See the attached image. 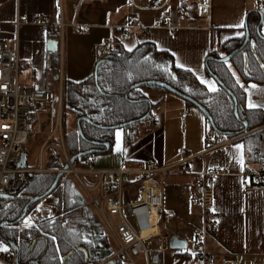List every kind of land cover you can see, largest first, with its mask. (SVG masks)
Instances as JSON below:
<instances>
[{
  "label": "crops",
  "instance_id": "obj_1",
  "mask_svg": "<svg viewBox=\"0 0 264 264\" xmlns=\"http://www.w3.org/2000/svg\"><path fill=\"white\" fill-rule=\"evenodd\" d=\"M161 1L163 7L151 8L153 0H0V41H18L21 70L29 72L28 85L43 91L91 77L100 59L99 47L107 42L127 51L143 45L154 57L155 53H166L163 66L192 71L200 82H214V92L218 91L220 85L208 74L207 62L225 43L246 35L250 13L258 14L264 0ZM22 16L28 22L17 26ZM241 23L244 26L237 27ZM134 24L146 31L142 33L136 27L129 35L119 31ZM74 25L88 27L89 32L76 31ZM52 48H57L55 54L59 55L56 77L50 69ZM235 75L246 92L247 108L264 111V107H248L249 98L264 105V83L246 82L238 73ZM143 92L154 104L156 124L141 125L139 138L129 146L124 144V130H115V146L99 154L94 167L138 170L147 164L154 166L149 178L160 186L164 197L160 232L169 237L163 264H203L192 253L196 235L202 231L204 248L214 259L213 264H264V183H256L248 174L249 169L260 172L253 156L255 141L243 136L229 138L214 129L210 139V121L201 111L192 109L194 106L173 94L176 97L157 90ZM182 123L191 125L190 137ZM251 133L256 131L247 134ZM262 136V141L260 137L257 140L263 152L264 133ZM209 168L224 172L210 183L214 202L208 221L216 223V229L204 225L202 192L195 185L200 173ZM142 178L135 176L138 184L128 189L129 200L139 197ZM82 180L90 184L94 178L82 175ZM81 199L85 201L83 207L90 205L79 189L71 190L70 208L80 213L83 207L77 206ZM173 237L186 248L172 249ZM151 244L155 246L156 241Z\"/></svg>",
  "mask_w": 264,
  "mask_h": 264
},
{
  "label": "trees",
  "instance_id": "obj_2",
  "mask_svg": "<svg viewBox=\"0 0 264 264\" xmlns=\"http://www.w3.org/2000/svg\"><path fill=\"white\" fill-rule=\"evenodd\" d=\"M260 20L259 13H250L246 25L251 39L255 41V53L248 44L229 63H218L215 60L207 62L208 74L217 76L225 86V89L220 87L216 92L208 91L192 71L175 66H163L161 62L168 57V54L155 53L154 57L149 48L143 45L133 51H127L117 44L109 53L100 55L95 73L91 77L83 82L68 83L64 86L63 136L70 157L96 149L95 142H108L111 145L108 152L112 150L114 144V131L101 130L85 122L81 123L82 135H80L77 120L81 117H88L96 125L104 127L137 121L123 128L125 146L134 143L140 136L137 128L139 125L156 124L152 113L154 104L143 90L170 92L155 85H143L137 89H132V86L149 81H161L203 106L209 112L218 133L229 138L243 136L245 140L255 141L253 156L260 166V173L264 174V150L263 152L260 150L261 147L257 140L260 137L262 141L263 138L264 111L247 108L246 92L237 82L236 75H233V73H238L246 82L264 83V40L257 34ZM245 38L246 35L241 39L225 43L220 52L216 51L211 56L220 59L222 58L221 53L226 52L225 55H230L243 46ZM245 56L248 58L247 67ZM50 69L56 77L59 70L58 54L53 53ZM233 98L237 100L239 118L235 114L236 105ZM141 100L144 101L139 102ZM186 103L194 106L189 101ZM67 114L75 119L71 130L66 124ZM144 117H146L145 120L141 121ZM244 122L248 123L246 132ZM253 131L256 133L247 134ZM49 156L46 163L48 169H64L66 164L60 158V152L55 151ZM56 176V174L36 176L24 190L15 194L13 198L0 200V224L16 222L32 199L44 196L48 192ZM71 179L66 183V196L60 197L56 204L59 211L70 208L72 200L69 188L74 185L73 189H79L80 185L76 179L72 183ZM65 200L68 203L63 207L61 203ZM99 217L93 207L86 205L80 210L78 216L65 225L53 223L45 218L43 219L46 220L45 222L40 220L42 222L40 227L21 235L14 230L15 225L11 228H3L0 230V239L6 243L16 244L21 264L36 261L38 264H62L64 257L70 252L74 254L66 264H98L115 252L109 244L107 235L103 233Z\"/></svg>",
  "mask_w": 264,
  "mask_h": 264
},
{
  "label": "built area",
  "instance_id": "obj_3",
  "mask_svg": "<svg viewBox=\"0 0 264 264\" xmlns=\"http://www.w3.org/2000/svg\"><path fill=\"white\" fill-rule=\"evenodd\" d=\"M164 5L165 3L161 0H153L150 7L161 8ZM202 7L205 8L206 4ZM27 22L26 16L19 17L17 26ZM64 26L65 24L62 23L61 27ZM134 27L142 33L146 31L137 24L126 29H119V31L129 35ZM74 28L76 31L81 30L84 34L89 32L88 27L81 28L79 25H74ZM111 49V43L107 42L99 47V53L100 55L107 54ZM20 75L21 62L18 41L13 44L0 41V195L13 197L24 190L36 176L57 175L61 172L63 177L57 189L65 192L67 179L73 175L83 188L90 206L101 217L110 235L117 243L118 249L109 258L98 264H140V259L144 260L145 264H163L164 255L168 250L166 242L169 241V237H163L160 232L164 197L160 186L149 178V175L155 171L152 164H147L138 170L125 168L102 170L93 166L96 156L92 155L87 159V169L71 167L69 170L54 171L44 165L40 168L28 167L27 162L24 168L21 167L24 154H28L32 140L40 133L41 117L45 111L46 103L49 101V92L23 84ZM57 91L61 112L63 86L60 85ZM57 128L60 130L62 139L59 151L68 163L71 157L64 142L60 122ZM46 150L45 148L41 150L43 158ZM181 154H184L183 150ZM222 173H224L222 170L205 169L200 173V179L195 183L202 192L200 204L206 218L204 225L212 229H216L217 224L208 221L214 202V191L210 183ZM248 174L256 183H264V174L256 169H249ZM82 175L90 176L94 178V181L90 184L85 183L82 180ZM135 176L143 177L139 182L141 191L137 199L129 200L126 197L128 189L133 184H138ZM92 191H96V196L92 194ZM49 197L50 195L35 203L27 216L16 226L22 232L21 234L34 228L35 223L40 219L48 218L53 223L65 225L80 214L78 210L71 208L59 211L57 205L55 204V206ZM110 217H115L118 223L114 225V221ZM154 241H156L155 246L151 244ZM0 244L7 249V251L0 250V264H21L17 246L1 239ZM204 246L205 233L204 231L198 232L192 253L203 264H213L214 259L209 256Z\"/></svg>",
  "mask_w": 264,
  "mask_h": 264
},
{
  "label": "rangeland",
  "instance_id": "obj_4",
  "mask_svg": "<svg viewBox=\"0 0 264 264\" xmlns=\"http://www.w3.org/2000/svg\"><path fill=\"white\" fill-rule=\"evenodd\" d=\"M262 33L264 35V28L262 30ZM225 53L226 52L221 53V56L225 55ZM28 74H29L28 69H22L21 70L20 77H21V81H22L23 84H26V83L28 84V81H29ZM239 78H240V76H239ZM57 88L58 87L56 86L54 89H51V90L47 89L48 92H49V101L46 103L45 111H44V113L42 114V117H41V127H40V131H39L40 133L32 140L31 145H30V147L28 149V154H27V166L28 167L40 168L43 165L47 167L46 163H47L48 159L50 158L49 154L51 155V154L55 153V151L60 152L59 150L61 149L60 146L62 145V142H61L62 139H61L60 130L57 128V126H59V122H60L61 125H62V130H63V105H62V108H61L62 110L60 112V106H59V102H58L59 95H58V91H57L58 89ZM159 92L164 93L162 91H159ZM210 92H214V91H210ZM168 95H171L172 97H176V96H173L174 94L172 95V93H169ZM64 96H65V91H64V88H63V97H62L63 99H64ZM168 104L170 105V103H168ZM171 105H172V103H171ZM192 109H194L195 111L196 110L200 111L195 106ZM74 123H75V119L72 117V115L67 114V116H66V124H67V127H68L69 130L73 129ZM181 126L182 127L186 126L187 135L190 137L191 133H192V131L190 130L191 125L189 123L188 124L182 123ZM137 128H138V130H141V125H139ZM192 128H193V131L196 132L195 131L196 127L192 126ZM208 129H209L210 132H209L208 135L207 134L206 135H207L208 138L211 139V136H213L215 134V131L213 130V127H212V125L210 123H209ZM178 137H180V136H178ZM64 142H65V139H64ZM65 145H66V142H65ZM114 146H115V144H114ZM42 148H45V150L47 148V150L45 151V157L44 158H43V155H42V152H41ZM66 148H67V146H66ZM60 155H61L60 158L64 162L65 160L63 159L64 158L63 154L60 153ZM98 157L99 156L96 155V158H98ZM64 164H66V161L64 162ZM93 166H94V164H93ZM73 167L76 168V169L88 168L87 159H80L79 161H77L74 164ZM50 170L56 171L57 169H50ZM46 175H52V174H46ZM38 176H41V175H38ZM69 177H73V178L71 179ZM69 177H68L67 180L71 179V183L75 182V177L73 175H71ZM71 187L73 189L74 185H72ZM70 188H69V193H70V196H71V190L72 189H70ZM78 188H79V192L81 193V195L86 200V203H88L89 201H88V198H87L84 190L82 189V187H78ZM66 191H67V189H66ZM65 192H62L61 189L60 190L57 189L54 194L50 195L49 200L51 202H53V204L55 205V204L58 203V200L60 199V197H63V196L65 197L66 196ZM92 194L96 196V191H92ZM65 201L63 203H61V205L63 207H65L66 203H68V201H66V202ZM99 219H100V222H101V227L103 228V233L105 235H107V239L109 241V244L113 247V250L116 251V249H118V248H117V243H116L115 239L110 235L106 225L103 224V222H102L100 217H99ZM110 219L112 221H114V225H116L118 223V221L116 220L115 217H110ZM40 220L42 222L46 221V220H43V219H40ZM40 220H38L35 223L36 226L34 228H32L30 230H26L25 232L33 231L34 229L40 227L41 224H42V222H40ZM17 225L18 224H16L15 226H17ZM14 230L18 234L21 235L22 232H20L16 227L14 228ZM139 262H140V264H144L142 261H139Z\"/></svg>",
  "mask_w": 264,
  "mask_h": 264
},
{
  "label": "water",
  "instance_id": "obj_5",
  "mask_svg": "<svg viewBox=\"0 0 264 264\" xmlns=\"http://www.w3.org/2000/svg\"><path fill=\"white\" fill-rule=\"evenodd\" d=\"M260 14V17H261V20H260V25L257 29V34L258 36L264 40V35L262 33V29L264 27V8L259 12ZM248 44H250L251 46V49L253 51V53H255V41L251 39V36H250V33L248 31V29H246V38H245V41H244V44L242 47L238 48L236 51H234L233 53H231L230 55H227L226 57H222L220 59H215V58H210L211 60H215L217 61L218 63H223V64H226V63H229L232 58L238 54L241 50H243L244 47H246ZM51 46L54 47V44H52ZM52 52L55 53L57 52V48H52ZM245 66L247 67L248 65V58L247 56H245ZM216 81L217 83L220 85L221 88H224L225 89V86L224 84L220 81V79L217 77V76H212ZM143 85H155V86H158V87H161V88H164L166 89L167 91H169L170 93L184 99L185 101H189L191 102L195 107H197L206 117L207 119L210 121L213 129L215 130V126L213 125V121H212V118L209 114V112L203 107L201 106L198 102H196L195 100H193L192 98L182 94L181 92H179L178 90H176L175 88H173L172 86H170L169 84L165 83V82H161V81H149V82H145V83H140V84H136V85H133L132 86V89H137V88H140L141 86ZM228 93L230 95H232V93L230 91H228ZM234 99V102H235V114L236 116L239 118V115H238V104H237V100L236 98H233ZM144 100H141L139 102H142ZM146 117L142 118L141 121L145 120ZM82 122H85V123H88L90 125H93L101 130H105V131H115V130H118V129H123V128H127L133 124H135L137 121H132V122H129V123H125V124H120V125H115V126H111V127H104V126H99V125H96L92 119L88 118V117H81L77 120V126H78V131H79V134L82 135V131H81V123ZM245 124V132L248 130V123L244 122ZM216 131V130H215ZM95 146L97 147H104L105 149L104 150H99V149H93V150H89V151H85V152H82V153H79L77 154L76 156H73L70 158L69 162L66 163L65 167H64V170H69L71 167L74 166V164L79 161L80 159H84L88 156H92V155H99V154H103L105 152H108L110 149H111V145L108 143V142H95L94 143ZM26 162H27V155L24 154L23 156V160H22V163H21V167L24 168L26 166ZM63 177V173H58L57 176H56V179L53 183V185L51 186V188L48 190V192L44 195V196H41V197H36L34 199H32L30 201V203L25 207L22 215L20 216V218L12 223V222H3L0 224V230L3 229V228H11L13 227L14 225L16 224H19L28 214L29 210L31 209V207L39 202L40 200H42L43 198L53 194L57 187H58V184L61 180V178ZM13 197L9 196V195H0V199H11ZM85 205V201L83 199H81V202L79 203V205L77 207H83ZM12 245L16 246V244L14 242H11ZM182 244V241H180V239H178L177 237H173L170 241V247L172 249H181V248H186V246H181ZM185 244V243H184ZM74 252H70L67 256L64 257L63 261H62V264H66L69 259L73 256ZM35 264H38V262H34Z\"/></svg>",
  "mask_w": 264,
  "mask_h": 264
},
{
  "label": "snow or ice",
  "instance_id": "obj_6",
  "mask_svg": "<svg viewBox=\"0 0 264 264\" xmlns=\"http://www.w3.org/2000/svg\"><path fill=\"white\" fill-rule=\"evenodd\" d=\"M243 26H244V25H243L242 23L239 24V25H237V27H243ZM181 67H182V65H181ZM233 75H235V73H233ZM237 82H239V81H237ZM201 83H205V84H207L208 87H209V89H210L211 91H215V90H216V88H215V83H214V82L209 83V82H207V81L201 80ZM242 87H243V85H242ZM252 87H253V88H256L257 86H256V85H252ZM258 106H260V107H264V105H257L256 103H254V102L249 98V102H248V107H249V108H256V107H258ZM0 250L7 251V249H6L2 244H0Z\"/></svg>",
  "mask_w": 264,
  "mask_h": 264
},
{
  "label": "flooded vegetation",
  "instance_id": "obj_7",
  "mask_svg": "<svg viewBox=\"0 0 264 264\" xmlns=\"http://www.w3.org/2000/svg\"><path fill=\"white\" fill-rule=\"evenodd\" d=\"M96 149L104 150L105 148L104 147H97Z\"/></svg>",
  "mask_w": 264,
  "mask_h": 264
}]
</instances>
